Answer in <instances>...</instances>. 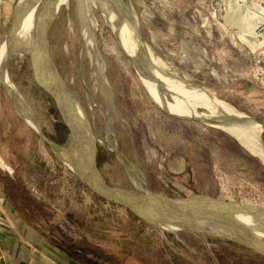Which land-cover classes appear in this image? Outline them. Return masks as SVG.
Wrapping results in <instances>:
<instances>
[{"label":"rangeland","instance_id":"1","mask_svg":"<svg viewBox=\"0 0 264 264\" xmlns=\"http://www.w3.org/2000/svg\"><path fill=\"white\" fill-rule=\"evenodd\" d=\"M110 1L130 8L135 53L104 0H0V178L13 190L11 201L0 182V209L7 206L69 264L75 256L90 264H264V160L209 122L166 112L128 54L172 109L264 122V0ZM44 22L51 24L47 57ZM4 77L37 124L16 109ZM47 87L73 143L93 150L87 172L146 197L253 207L250 216L230 213L236 226H229L261 244L217 236L223 224L205 218L200 226L214 235L159 227L100 196L31 126L62 151L83 154L72 149V130ZM260 136L264 144V130Z\"/></svg>","mask_w":264,"mask_h":264},{"label":"bare ground","instance_id":"2","mask_svg":"<svg viewBox=\"0 0 264 264\" xmlns=\"http://www.w3.org/2000/svg\"><path fill=\"white\" fill-rule=\"evenodd\" d=\"M98 1H100V0H98ZM104 2H105L104 10L106 11V13L108 12V14L110 12H112V14L114 13V17H115L116 21L118 20L119 26L122 29V30L121 29L120 30L122 32V35L124 36V40L125 39L127 40V45H129V47H130L129 51H131L132 53L133 52L135 53V48H134V45H133V42L131 40V36L130 35H132L134 38H136L137 36L134 35V31L132 29L131 20H130L131 19V16H130L131 13H130L129 6H127L128 4L127 5L125 4L126 5V7H125L124 4H122V5L121 4H118V5L117 4H113V2L110 1V0H104ZM133 11H134V16L136 17L137 28H138L139 23H138V19H137V16H136L134 8H133ZM137 32H138V35H139V31H137ZM129 51H128V54L131 56V58L133 60H135V62L137 64V67H139L140 70H141L140 72L143 75V79L145 80L146 84L148 86H150V88L152 90L151 92L153 94V97H154L155 101L163 109H165L166 112L174 114L175 116H180L181 114H183V115H186V117L189 118V119L190 118L191 119H198V120H202V121H205V122H209L211 125H214V126L220 128V129L226 131V133H228L229 135L234 137L238 142H240V144L244 148H247L248 150L255 152L258 156H260L264 160V144L262 143V141L260 139V137H261L260 135H261V133L264 130V122L255 121L254 123H251V122H253L252 120H254L253 118H251L250 116H248L246 114L240 113V112H238L236 110H234V111L238 112L239 114L223 110L225 117H224V119L221 118L222 119L221 120V119H218L219 117H215V114H216L215 110L212 111V115H210V114L209 115H206V114L204 115L203 113L186 114V113L178 111L176 109L175 110L172 109V107L170 106L171 105L170 103H167L165 101V99L163 100L162 98H160V96H158L159 94H158V90H157L156 87L154 88V91H153V87H152L153 84L151 85L150 81L145 76L146 75V73H145L146 71L144 72L141 69V64L140 63H142V62H139V59H138L137 55H135V54L132 55ZM33 63H34V69H35V71H36V73L38 75V72H37V65H38L37 61H35L33 59ZM147 75H149V74H147ZM38 77L41 79V75H38ZM4 78H5V82L7 83V84L5 83L6 86L8 85L9 88H11V86H12L11 81H8V79L6 77H4ZM158 79H160L161 82L169 88V86L167 85L165 80H163L161 77L160 78L158 77ZM41 81H42V79H41ZM47 89L50 91V94L55 99L57 107H58L60 113L65 118V120L67 121L68 125L70 126V128L72 130V127H71L70 123L68 122V119L66 118V116L64 115V113L62 111V108H61L60 103H59V99H58L55 91H53L52 89H50L48 87H47ZM13 94L15 95V93H13ZM207 103L208 102L206 101V104ZM109 108H111V107H109ZM210 108H211V106H210ZM211 109L213 110L214 108H211ZM196 112H198V111H196ZM19 114H20V116L23 117V119L26 121V123L30 124L28 122L27 118L21 112ZM246 119L250 120L251 122L247 121ZM240 120L243 121V122H246L248 124H242V122ZM76 125H77V123H76ZM31 126L33 127V129L38 131V129L35 128L33 125H31ZM249 126L256 131V134H258L260 143L255 140L256 138H254V137H252L250 135H247L245 133L246 132L245 128L248 127V129H250ZM251 140H252L253 144L251 143ZM73 141L74 140H73V130H72V136H71V142H70L71 143V147H72V149H75V150L76 149L77 150L78 149H82L84 151L83 154L82 155L73 154V153H71L72 152L71 150L67 149V150L64 151L65 156L70 161H72L74 164L80 166L81 169L84 172L88 171V167H92V169H94L93 163L91 162L93 150H90V153L88 154L89 151L86 150L85 143H82V141H80V140L78 141L77 139L75 140V143H73ZM90 154H91V156H90ZM89 156H90V158H89ZM87 173H89V172H87ZM91 188H93L94 191H96L100 195L109 197L104 192L99 190L96 186L91 185ZM124 192L132 194V193H130L128 191H124ZM132 195L138 201L141 209L144 212H146L149 216H151V219L153 218V220H155L158 217V211H157L158 207H157V205H159V204L155 200L154 195H152L150 193V196L146 197V196H143V195L139 194L138 192H136V193H134ZM176 201L177 202L175 204L178 205L179 208L182 211H184L185 213H187L188 215H190V216H192V217H194L196 219L199 218L200 221L204 220V218H205V220H211L213 222H218V223L223 224V225L226 224V225H234V226H236L234 224V218L232 217V214H230L232 212L240 213V214L245 215V216H250L251 213L256 210V209L254 210L253 207L244 208V207L238 206L237 204H231V205L225 206L224 204L219 203V202H217L215 200L204 198V197H201V196H195V197L187 198V199H177ZM172 204H174V203H172ZM263 216H264V214H263ZM201 224H203L202 221H201ZM205 225H207V224L205 223Z\"/></svg>","mask_w":264,"mask_h":264},{"label":"water","instance_id":"3","mask_svg":"<svg viewBox=\"0 0 264 264\" xmlns=\"http://www.w3.org/2000/svg\"><path fill=\"white\" fill-rule=\"evenodd\" d=\"M43 27L47 30L46 38H45V44H46L45 45V50H46L45 55L47 57V55H48L47 54L48 53V32H49V29L51 27V24L44 22ZM12 36H14V32H12L10 38ZM10 38L8 39V42H9ZM4 68L6 70V63H5ZM6 73H7V71H6ZM6 88H7L8 92H9V94L13 100V104L16 107V109L17 110H18V108L22 109L24 111V113H26V115H28L37 124V119L33 115L31 109H29L22 101H20L19 98H17V96H15L7 86H6ZM85 117H86V115H85ZM37 127H38V125H37ZM37 132H39V134L44 138V140L56 151V153L63 159V161L66 164H68V166L74 172H76L78 174V176L83 181L88 183L90 187H91V185L96 186L99 190H101L107 196H109V197H106V196L100 195L98 193L100 196H102L106 200H109L113 203H117V204H120V205L128 208L129 210L134 212L136 215L141 216V217L145 218L146 220H149L153 223H156V225L159 227H160V225H162V226L168 225V226H173V227L177 228V231L190 230V231H195V232H202V233L207 234V235H214L215 230L206 229L203 226H200L201 221L199 219H196V218L188 215L184 211H182L179 208V206L175 204L177 202L176 201L177 199H171L168 197H164L162 195L152 194L150 192L152 195H154L155 200L159 204V205H157L158 217L155 220H153V218L151 219V216H149L146 212H144L141 209L138 201L136 200V198L132 194L124 192L125 190H118V189H115V188L109 186L108 183L106 182V180L100 174L99 170L97 171L98 174H91V173L84 172L80 166L74 164L72 161H70L65 156L64 151H62L59 147L55 146L54 144L50 143L42 135L41 129H39V127H38ZM91 132H92V135H91L92 140L94 142H96L95 134L93 131H91ZM239 144H240V142H239ZM121 157L124 158L122 155H121ZM204 198L211 199L209 197H204ZM172 203H174V204H172ZM220 227H218L219 230H217V233H219V235H217V236L222 235V237L227 239V240L237 241V242H240V243H243L246 245L248 244L251 246H252V243L253 244H261V241L258 240V238H256V236H254L253 233H250L247 231H241V230L237 231L236 229H233L232 226L225 225V224L221 228Z\"/></svg>","mask_w":264,"mask_h":264},{"label":"crops","instance_id":"4","mask_svg":"<svg viewBox=\"0 0 264 264\" xmlns=\"http://www.w3.org/2000/svg\"><path fill=\"white\" fill-rule=\"evenodd\" d=\"M3 200L4 194L0 187V201ZM1 209L0 264H69L60 259L56 248L46 239L24 222L13 218L7 206ZM74 264L80 263L75 261Z\"/></svg>","mask_w":264,"mask_h":264},{"label":"trees","instance_id":"5","mask_svg":"<svg viewBox=\"0 0 264 264\" xmlns=\"http://www.w3.org/2000/svg\"><path fill=\"white\" fill-rule=\"evenodd\" d=\"M8 181L9 180L7 178H2V177L0 178V182H1L2 186H3V190H4L5 194L7 195V197L9 198V200L13 201V199L11 197V194H12V191L13 190L10 189L11 186L8 184ZM74 258L80 264H90L87 259H85V258H83L81 256H79V257L78 256H75ZM99 258L102 260L101 257H99ZM102 261L103 262H107L106 260H102Z\"/></svg>","mask_w":264,"mask_h":264}]
</instances>
